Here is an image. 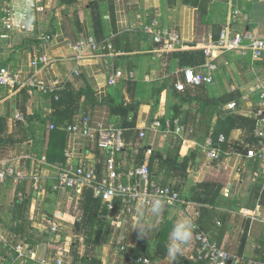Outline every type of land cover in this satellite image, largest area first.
Here are the masks:
<instances>
[{"label": "crops", "instance_id": "crops-1", "mask_svg": "<svg viewBox=\"0 0 264 264\" xmlns=\"http://www.w3.org/2000/svg\"><path fill=\"white\" fill-rule=\"evenodd\" d=\"M208 1L209 15L204 18L183 0H0V68L34 72L30 62L48 57L55 63L39 68L37 77L47 84H61L57 94L45 95L0 87V172L14 167L23 175L17 182L10 177L0 180V235L5 240L0 244V264H54L61 257L60 248L70 251L67 264L82 263L88 254L85 230L80 228L85 189L58 186L60 168L69 163L76 166L84 161L100 175L106 169L108 155L96 141L65 131L85 116L93 127L102 124L123 130L125 147L116 157L123 172L148 163L153 180L173 187L182 200L178 207H163L159 215L141 208L129 215L120 200L113 212L102 205L97 223L100 241L89 254L96 264H139L138 257L151 264H198L195 234L200 231L241 264L263 258L264 162L247 154L250 148H259L254 113L259 104L256 88L264 86V57L254 60L240 51L214 53L218 70L213 85L187 87L183 93L175 85L183 80L181 70L203 65L192 67L190 59L179 54L216 43L221 28L232 19L231 8L249 18L233 24L234 29L264 40V0ZM154 17L178 31L183 50L155 53L156 45L140 27ZM47 36L54 40L46 42ZM89 38L101 49L87 50L86 58L78 62L73 46ZM118 70L126 78L111 88L108 78ZM130 72L133 79L127 77ZM84 87L94 92L97 105L83 97L77 115L57 127L61 91L78 92ZM118 106L128 110L126 118L112 113ZM220 110L247 121L219 143L220 158L210 160L204 148L223 125ZM157 119L178 120L185 131L176 134L172 124L170 133L165 128L155 132L151 126ZM172 160L179 165L173 170L168 166ZM35 172L38 190L32 179ZM24 195L31 203L20 218L15 216V203ZM57 213L63 214L64 225L53 234L48 220ZM180 221L194 225L192 238L183 246V254L172 259L167 254L169 236ZM18 229L25 230L24 235ZM125 245L131 253L121 252ZM21 247L23 255L18 253Z\"/></svg>", "mask_w": 264, "mask_h": 264}, {"label": "built area", "instance_id": "built-area-1", "mask_svg": "<svg viewBox=\"0 0 264 264\" xmlns=\"http://www.w3.org/2000/svg\"><path fill=\"white\" fill-rule=\"evenodd\" d=\"M232 17L231 21L221 28L220 38L214 44L204 48L205 63L200 68H185L180 71L183 80H179L175 89L177 92L183 93L187 87L196 88L200 86H211L214 84V74L218 70L215 64L214 53L240 51L242 53H250L254 60L264 57V40L254 37L249 31H241L234 29L233 24L244 23L249 20L248 15L242 11L231 8L229 11ZM143 33L149 36L153 44L156 45L155 53L169 54L184 49L183 41L180 34L176 29H170L163 26L160 21L154 18L145 19L141 25ZM46 42L53 41L52 36L44 38ZM112 48L111 46H109ZM73 49L76 53L75 59L80 62L86 58V51L91 50L98 52L101 49L95 39L89 38L87 40H80ZM55 61L48 57H36L29 65V69L22 67L19 69H12L7 66L0 68V87L8 89L10 92H20L26 90L28 94L35 93L45 95L48 93H58L61 84L54 82L47 84L37 77L36 71L39 68H45L54 64ZM79 71L75 70L73 74H78ZM71 74V76H73ZM68 79H70V77ZM129 79L134 78V73L130 72L127 76ZM126 78L123 71L118 70L114 75L108 78V86L111 88L117 87L120 80ZM259 92V104L254 113L256 118L255 136L259 140V148L254 150L250 148L247 156L249 158H257L264 162V86H257ZM58 99V96L56 97ZM235 104H230V109H235ZM20 119V116H17ZM172 124L176 127V134H181L185 129L181 126L178 120L171 121L165 120L162 122L157 119L153 122L151 129L155 132H160L163 128L166 132L170 133ZM65 128V127H64ZM51 130H56L55 125H51ZM65 131L76 136H82L96 141L97 147L106 152L108 155L106 169L102 175L98 174L96 168L80 161L76 166L69 163L67 167L61 166L58 175V186L62 189H92L94 196L102 201L104 208L110 212L115 211L116 203L120 200L121 206L130 215L137 208L149 210L150 206L155 200H161L163 207H178L181 204V195L177 190L171 186H162L156 183L151 174V168L148 163L141 166L132 168L123 172L116 163V157L124 149L123 130L105 127L98 124L93 127L88 116L83 117L82 121L73 126L65 128ZM145 133H141L144 137ZM225 138L221 136L218 143L224 142ZM205 150L207 157L210 160H218L220 158L219 149L214 143L213 139H208L206 142ZM151 155L152 151H148ZM68 158H72L67 154ZM32 177L36 181L39 189V175L37 172ZM5 177H10L16 182L23 179V175L18 173L14 167L6 168L0 172V180L4 181ZM257 215H255L256 217ZM2 214L0 212V221ZM64 216L62 213L54 215L53 219L48 220V230L50 233L56 234L63 228ZM196 240V261L200 264H241V261L232 256L227 251L223 250L214 242L208 233L197 232L195 234ZM4 238L0 235V244L4 243ZM130 247L125 245L121 247V252L127 253ZM18 253L23 255L22 247L18 248ZM60 258L55 259L54 264H67V259L70 257V251L67 248H60ZM139 264H151L148 258L138 257L136 259ZM42 264H47L45 261ZM78 264H88L78 263ZM248 264H264V256L260 259H253Z\"/></svg>", "mask_w": 264, "mask_h": 264}, {"label": "trees", "instance_id": "trees-1", "mask_svg": "<svg viewBox=\"0 0 264 264\" xmlns=\"http://www.w3.org/2000/svg\"><path fill=\"white\" fill-rule=\"evenodd\" d=\"M75 1V0H72ZM186 5H189L195 9V11H200L202 16L206 18L209 15V1L208 0H183ZM98 5V2H96ZM101 25V24H100ZM97 26L99 24L97 23ZM179 56H187L190 59L191 66L201 65L205 63V55L203 50L184 52L179 54ZM201 87V86H200ZM62 97L59 99V110L55 115V124L57 127H62L67 121H71L74 116L77 115L79 110V102L83 97H86V101L90 102L92 105H97V100L95 99L94 92L89 87H84L82 90L75 92L70 88H66L61 91ZM210 103L213 104L212 100ZM112 113L126 118L128 115V110L123 106L114 107ZM247 120L242 117L234 115H226L222 110L219 111V122L222 123V127L218 132H215L214 143L216 146L219 145L218 141L221 136L225 139L229 137L230 133L238 128L243 126V123ZM254 126L251 125L250 130H254ZM186 163L182 164L184 170H186ZM168 166L171 170L175 169L177 162L175 160L169 161ZM27 194V193H26ZM31 198L25 196L22 200H17L15 203V216L22 218L25 212L30 208ZM117 204V208H118ZM102 207V201L95 198L94 192L92 189H85L83 193V198L81 201V209L83 212L82 219L80 221V228L85 230V240L86 246L88 248V254L81 260L82 263L86 262L88 264H96V260H93L89 255L91 251H94L96 245L100 241V232L97 228L99 211ZM18 233L23 234L25 230L19 231ZM136 257V256H135ZM200 264V263H198Z\"/></svg>", "mask_w": 264, "mask_h": 264}, {"label": "clouds", "instance_id": "clouds-1", "mask_svg": "<svg viewBox=\"0 0 264 264\" xmlns=\"http://www.w3.org/2000/svg\"><path fill=\"white\" fill-rule=\"evenodd\" d=\"M162 208L161 200L157 199L150 206L149 211L153 215H159ZM193 227L194 225L190 221H180L174 225L169 236L170 242L167 246V254L170 258L175 259L178 255L183 254V246L191 241Z\"/></svg>", "mask_w": 264, "mask_h": 264}, {"label": "rangeland", "instance_id": "rangeland-1", "mask_svg": "<svg viewBox=\"0 0 264 264\" xmlns=\"http://www.w3.org/2000/svg\"><path fill=\"white\" fill-rule=\"evenodd\" d=\"M127 253H131V251L129 250Z\"/></svg>", "mask_w": 264, "mask_h": 264}]
</instances>
